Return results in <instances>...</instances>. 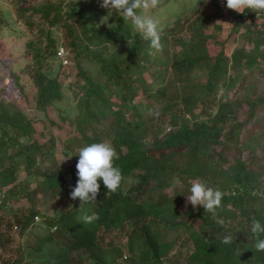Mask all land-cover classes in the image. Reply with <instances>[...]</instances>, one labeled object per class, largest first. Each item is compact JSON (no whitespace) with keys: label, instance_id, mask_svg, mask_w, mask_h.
<instances>
[{"label":"trees","instance_id":"16d2710c","mask_svg":"<svg viewBox=\"0 0 264 264\" xmlns=\"http://www.w3.org/2000/svg\"><path fill=\"white\" fill-rule=\"evenodd\" d=\"M8 2L30 34L24 42L29 62L21 72L30 80L33 106L44 116L53 109L49 124L61 129L65 122L73 135L59 140L58 154L69 159L59 162L55 136L32 137V120L14 103L0 101V251L7 232L21 235L38 213L30 206L26 214L5 215L8 202L48 193L72 206L42 221L43 234L27 248L36 264H122V257L125 264H264L251 233L253 220L264 224L259 179L239 160L224 166L216 149L240 144L241 130L264 116L257 86L264 77V12L240 14L227 9L226 0L197 1L159 30L162 48L150 55L149 41L121 16L99 24L109 11L102 0ZM200 3H209L210 13H199ZM224 15L230 17L226 37L235 43L229 52L215 34ZM58 47L66 58L58 60L61 76L46 71ZM12 80L22 93L17 75ZM70 86L72 116L56 108ZM101 142L114 148L113 164L123 178L114 193L98 181L97 200L81 204L70 198L77 154ZM194 182L224 193L216 218L186 204ZM93 214L99 218L85 223L83 217ZM114 231L124 242L111 237L104 244L103 236ZM226 235L232 236L227 245ZM177 243L183 249L168 256ZM0 264H6L1 256Z\"/></svg>","mask_w":264,"mask_h":264},{"label":"rangeland","instance_id":"374dc122","mask_svg":"<svg viewBox=\"0 0 264 264\" xmlns=\"http://www.w3.org/2000/svg\"><path fill=\"white\" fill-rule=\"evenodd\" d=\"M197 1L200 2L201 0H161L159 7L152 12L153 18L158 21V30L170 25L177 14H179L185 6L188 7ZM202 2H204V0H202ZM209 11H211L209 3H200L198 10L199 13L207 14L210 13ZM103 17H108L107 21L103 22L104 24H107L110 21H116L120 16L115 12L109 15V11H107L105 15L103 14L98 17L99 24L102 23L101 20ZM229 19L230 17L228 15H224V20L221 22L220 30L215 31L217 39L223 41L224 48L227 52H229L235 44L231 41V38L228 39L226 37L230 26V23L228 22ZM208 32L209 30L207 33ZM29 36L30 34L26 31L25 27L14 17L8 0H0V101L14 103L26 118L32 120V126L34 129L32 137L36 136L37 139L39 138L41 140L45 139L49 133L53 134L56 141L55 155H57V161L68 162L69 159H66L67 157L64 158L58 154L60 150L58 142L65 136L73 135V132L68 131L70 126L65 122L62 123V127L65 130H63L61 126V129L51 126L49 124V120H55L53 109L49 111L47 116H44L41 112L35 110L33 102L30 98L32 95L30 80L26 74L21 72V67L25 63L29 62V59L24 55V42L29 38ZM180 36L182 39L186 37L185 33H182ZM63 58L66 60L65 56ZM59 61L56 58L48 59V67L46 68V71L50 75H53L58 71H60V76L63 74L61 72L64 68L60 66ZM60 62L64 64L62 61ZM83 66L86 68L89 67L87 64H84ZM65 68L68 69V65ZM13 74L17 75L18 82L22 87V93L18 92V89L12 80ZM71 80H73V74L72 77L68 76L65 81ZM257 86L259 92L264 93L263 76H261L258 80ZM71 88V86L63 88V98L60 102L56 103L58 112L68 114L70 116H72L75 111L73 108L75 99L71 93L73 90ZM38 132L43 133L41 138L37 136ZM240 138V141L242 142L237 146L226 144L219 145L216 149L223 152V156L225 157L224 166L234 163L235 160L241 161L245 167L250 170L257 177V179H259L260 184L258 189L264 194V116H262V113H259L255 117L254 121L250 123L247 130L245 128L241 130ZM46 163L47 161H44L40 167L45 168ZM18 174L19 178L24 175V171L20 167ZM33 179L34 178H30L28 180L31 185L34 184ZM2 191L3 190H0V192ZM1 199L2 198H0V201ZM7 206L8 207L4 208L2 211L5 215H9L11 213L10 210H13L17 214H26L27 209L30 206L34 207L33 210H36L38 213L36 215L37 219H33V224L21 235L18 234L17 229L7 232L8 239L4 242L5 248L0 251L1 260L6 264H12L10 263L11 261H13V264H16V262L19 264H36L34 261L29 260L27 248L28 246H33L37 237L43 234L41 230V225H43L42 221L45 220L46 217L48 218L54 216L61 210H69L72 204L65 198L59 200V198L52 197L48 193H38L36 196L30 197V200L21 198L17 201H9ZM180 236L184 235L181 233ZM111 237H115L119 242H124L122 233L118 231L105 234L102 242L107 244L109 238ZM174 249L182 250L183 248H181V246L177 243L172 251L169 252L168 256L172 255ZM119 262L125 264L123 257L122 261ZM175 263L176 262H174V260H170L169 262V264Z\"/></svg>","mask_w":264,"mask_h":264},{"label":"clouds","instance_id":"9594fccd","mask_svg":"<svg viewBox=\"0 0 264 264\" xmlns=\"http://www.w3.org/2000/svg\"><path fill=\"white\" fill-rule=\"evenodd\" d=\"M160 3L161 0H102L100 6L108 9L109 15L115 12L125 22L130 21L134 31L142 39L149 41V54L153 55L154 51H159L162 48L159 24L152 16L153 10L157 9ZM226 8L240 14H243L245 10H252L255 13L264 12V0H226ZM107 19L108 17H103L101 22H106ZM77 155L79 156L76 164L78 179L76 186L70 192L72 200L78 198L81 204L96 201L100 189L98 181L100 180L103 181L107 191L114 193L118 190L123 177L121 170L113 164L114 159H118V156L109 143L90 144L81 148ZM177 183L179 182L177 181ZM223 195L224 193L220 190L208 187L202 182H194L190 187V195L185 196L186 204L190 203L193 210L202 206L204 212L211 213L216 218ZM98 218L96 214H93L83 217V220L85 223H91ZM216 223L221 226L225 225L224 219L221 218H217ZM251 233L256 239L254 250L264 251V239L261 238V235L264 234V224L259 220H253ZM222 243L225 245L232 243V236H224Z\"/></svg>","mask_w":264,"mask_h":264},{"label":"built area","instance_id":"2783aa9c","mask_svg":"<svg viewBox=\"0 0 264 264\" xmlns=\"http://www.w3.org/2000/svg\"><path fill=\"white\" fill-rule=\"evenodd\" d=\"M55 55H56V58L58 59V60H60V61H62L63 63H65L66 62V60H64V51H63V49L61 48V47H58L57 48V50H56V52H55ZM34 219H37V217L36 216H34Z\"/></svg>","mask_w":264,"mask_h":264}]
</instances>
